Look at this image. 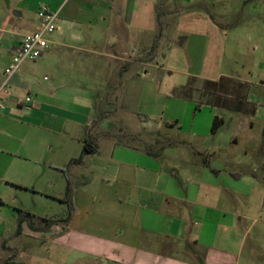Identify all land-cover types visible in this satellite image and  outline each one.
<instances>
[{"label":"crops","instance_id":"0c3cea01","mask_svg":"<svg viewBox=\"0 0 264 264\" xmlns=\"http://www.w3.org/2000/svg\"><path fill=\"white\" fill-rule=\"evenodd\" d=\"M201 1L203 4L211 2ZM172 4L170 0H70L66 4L64 0H37V6L18 7L14 12L17 21L14 29L20 31L24 27L21 33H14L18 37L4 45L5 34L0 35V84L5 80V68L14 48L25 34L36 30L37 13L41 8L58 13L59 22L58 30L50 36V48L35 66L37 70L45 69L47 83L38 89L36 96L30 97L31 103H25L14 82L11 91L3 97L6 109L0 110V189L6 182L8 186L3 189V195L0 194V202L15 198L11 195L16 191L14 188L33 190L62 206L66 204L67 188L58 195L48 189L42 191L43 185H31L30 177L39 171L28 164L31 161L37 166L47 160L49 152L61 147L65 131L71 134L72 143H82V150L85 139L94 140L98 147L95 154L83 155L81 151L77 157L67 156L72 211L71 221L66 226L80 241L87 238L91 247L87 253L113 264H264V225L258 227L255 221L247 224L246 217L225 209L223 188L207 183L209 176L204 169L210 168L217 176L221 174L210 159V155L217 157L222 146L213 143L212 138L220 131L207 136L203 146H196L198 158L192 162L197 169H203L200 173L203 179L197 181L193 189L186 185L192 180L188 172L182 173L186 181L177 180L182 177L174 162L168 163V169L174 171L165 175L163 171L168 169L160 164L153 149L140 148L134 141H120L106 126L107 119L105 125L97 126H90L93 121H88L92 108L85 99L89 95L85 96L88 91L80 87L94 81L92 68L96 62L90 55L100 48L118 52L110 55L111 62L106 65L121 68V77L125 79L123 86L139 88L135 99L140 100L145 94L143 67L154 64L159 38L163 34L170 35L174 24L180 26L179 19H190L191 25L186 27L188 33L185 35L177 31L172 43L195 48L197 43L192 39H198L203 67L205 62L218 58V55L211 57L208 52L212 40L220 38L222 33L217 17L197 13L183 16ZM208 18L211 20H206ZM60 68H69L75 83L72 92L78 103L72 102V112L66 105L63 92L66 81L60 77ZM147 84L149 95L158 96L154 82ZM132 97L128 92L121 96L123 99ZM210 106L217 108L219 105ZM68 111L75 116L83 112V125L65 126L63 115ZM190 144L189 140H180L176 147ZM78 159L80 163L76 162ZM63 164L61 161L53 166L62 168ZM87 174L93 180L83 184ZM54 183L49 181L47 185L52 188ZM58 225L63 223H54L45 234L52 232L54 227L59 229ZM24 226L22 223V228ZM62 232L64 226L59 234Z\"/></svg>","mask_w":264,"mask_h":264},{"label":"rangeland","instance_id":"374dc122","mask_svg":"<svg viewBox=\"0 0 264 264\" xmlns=\"http://www.w3.org/2000/svg\"><path fill=\"white\" fill-rule=\"evenodd\" d=\"M170 1L182 11L183 16L185 13H197L217 17L216 21L222 33L220 38L212 40L208 52L211 57L218 55V58L205 62L203 67L198 39H192L193 43H197L195 48L174 45L172 42L177 31L185 35L188 33L186 27L191 25L190 19H179L180 26L174 24L170 35L163 34L159 38L154 64L143 67L145 94L140 100L135 99L139 88L128 87V84L123 86L125 79L121 77V68L106 65L111 62L110 55L118 52L100 48L90 55L91 60L96 62L92 68L95 73L94 81L91 80L92 83L87 85L81 84L80 87L81 90L86 88L88 91V94L84 95H89L85 101L92 108V115L88 119L93 121L90 126L100 123L105 125L107 119L106 126L119 136L120 141H134L140 148L153 149L154 155L166 169L169 162H174L177 168L179 167V177H182L177 180H185L182 173L188 172L192 180L186 185L194 189L198 185L196 182L203 179L200 174L203 169H197V165L192 162L198 158L195 155L196 146H203L206 137H210L214 117H222L225 122L218 130L220 133L217 137H212L213 143L218 142L222 146L217 157L210 155L213 167L219 169L221 174L217 176L210 168L204 169L208 174L206 176H209L207 183L214 184L219 189L223 188L222 206L225 209L246 217L247 224L255 221L256 226H263L264 0H206V4L201 0H193L191 4L178 0ZM27 4L37 6V0H27L23 3L17 0H0V35L5 34L3 45L17 38L14 33L19 35L24 28L15 31L17 21L14 12L19 10L18 7ZM178 27L180 29H176ZM205 53L206 50L203 54ZM39 60H28L21 64L9 80V92L14 82L23 100L27 96L32 98L37 95L38 89L47 83L44 81L45 69L37 70L35 67L40 63ZM60 69V77L66 81L63 84L66 105L72 112V102L78 103L72 92L75 83L69 68ZM206 78L222 83L216 88ZM149 81L156 85L158 96H155V93L152 97L149 95ZM188 83L192 86L189 94L191 98L179 96L178 89ZM124 92L131 93L134 97L123 99L121 96ZM215 102L219 106L211 107L210 104ZM69 111L63 115L65 126L83 125V112H80V116H75L69 114ZM78 117L80 119H77ZM88 121L86 123H89ZM70 135L69 132H62L61 147L49 152L47 160L39 162L37 166L31 161L28 163L34 170L36 168L39 171V174L30 177L32 186L34 183L37 187L43 185L42 191L48 189L58 195L65 192L68 182L71 183L67 172L70 167L67 156L77 157L82 151V143H72ZM48 138L52 139L50 135ZM180 140H189L191 144L177 148L176 142ZM61 161L64 167L53 166L61 164ZM173 171L168 169L163 173L169 175ZM91 180L93 179L87 174L83 184ZM49 181L55 182L52 188L47 185ZM7 186V182L1 185V195ZM12 189L16 190L11 194L15 198L3 199L0 202V219L3 225L0 228V264H113L112 261L87 253L91 248L87 238L82 241L76 238L77 236L67 229V223L58 225L59 229L54 227L52 232L45 234V220L65 218L69 213L67 204L62 206L33 190ZM21 219L24 220L25 226L18 233L17 222ZM63 226L64 232L60 235Z\"/></svg>","mask_w":264,"mask_h":264},{"label":"built area","instance_id":"2783aa9c","mask_svg":"<svg viewBox=\"0 0 264 264\" xmlns=\"http://www.w3.org/2000/svg\"><path fill=\"white\" fill-rule=\"evenodd\" d=\"M70 0H64L66 4ZM38 24L35 31L24 35L20 44L14 48L10 63L5 68V80L0 84V110H5L3 97L9 93V79L19 70L25 61H37L50 48V36L58 30L59 14L42 7L37 13ZM25 103H31L30 97H25Z\"/></svg>","mask_w":264,"mask_h":264},{"label":"trees","instance_id":"16d2710c","mask_svg":"<svg viewBox=\"0 0 264 264\" xmlns=\"http://www.w3.org/2000/svg\"><path fill=\"white\" fill-rule=\"evenodd\" d=\"M222 80L224 79V77L221 78ZM220 79V80H221ZM208 82V81H207ZM210 83H212L214 86H216V88L222 83H217V82H211L209 81ZM191 89H192V86L190 83L187 84V86H183L182 88L178 89V95L179 96H183L185 98H191L190 97V93H191ZM216 103V102H215ZM218 104V103H216ZM219 105V104H218ZM98 121V120H97ZM224 119L218 115H216L214 117V120H213V123H212V127H211V133L212 134H215L220 128L221 126L224 124ZM83 150H82V154L83 155H86V154H95L97 152V144L95 143L94 140H89V139H85L83 141ZM76 162H79L80 163V159H78ZM205 165L209 167L208 163L205 162ZM234 176H236L235 174H233ZM71 186H70V183L68 182V186H67V191H66V198H65V203L67 204L68 206V211H69V214L67 215L66 218H64L63 220H60V221H57V220H52V219H46V224H45V227L43 230L45 231H48L50 230L51 226L56 223V222H62V223H69L71 221V211H72V207H71ZM24 222V220H20L19 223H18V233L21 232L22 230V223Z\"/></svg>","mask_w":264,"mask_h":264}]
</instances>
